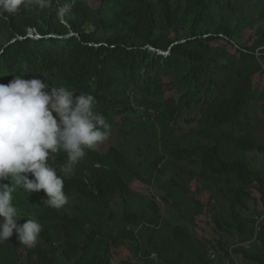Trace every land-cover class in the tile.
<instances>
[{
  "label": "trees",
  "instance_id": "16d2710c",
  "mask_svg": "<svg viewBox=\"0 0 264 264\" xmlns=\"http://www.w3.org/2000/svg\"><path fill=\"white\" fill-rule=\"evenodd\" d=\"M0 48V84L91 94L123 135L64 179L71 205L13 193L18 223L42 231L32 248L14 232L0 264H264V170L250 159L264 156V0H52L0 18ZM141 130L152 138L136 149ZM49 163L59 174L66 154Z\"/></svg>",
  "mask_w": 264,
  "mask_h": 264
},
{
  "label": "clouds",
  "instance_id": "9594fccd",
  "mask_svg": "<svg viewBox=\"0 0 264 264\" xmlns=\"http://www.w3.org/2000/svg\"><path fill=\"white\" fill-rule=\"evenodd\" d=\"M51 3L0 0V18L8 19L33 6L46 8ZM95 105L91 94L75 95L74 90L50 86L36 77L15 75L7 85L0 84V243L9 241L14 232L27 248L39 241L42 225L38 220L27 218L18 223L26 216L13 204L17 189L28 196L43 190L45 204L57 210L68 203L64 179L87 151L95 150L110 134V125L94 110ZM59 152L66 154V163L58 174L49 160Z\"/></svg>",
  "mask_w": 264,
  "mask_h": 264
},
{
  "label": "rangeland",
  "instance_id": "374dc122",
  "mask_svg": "<svg viewBox=\"0 0 264 264\" xmlns=\"http://www.w3.org/2000/svg\"><path fill=\"white\" fill-rule=\"evenodd\" d=\"M98 6H100V4ZM69 9H70V6H67L66 9L63 10V13L66 14ZM28 37L33 38V39H39L40 36L38 34H36L35 32L31 31L29 33ZM122 138H123V135L121 134L120 129L119 128H114V130L110 132L108 139L103 144L100 145L102 152H106L110 148L111 145L116 144L118 142L120 143ZM151 138L152 137L149 134V132L145 131L142 134V130H141L140 131L139 142H138V144H137V146L135 148L137 149L138 146H140L141 148H144L143 144H145V147H146ZM135 141H136V138H135ZM131 143H133V140H132ZM134 154H136L135 150H134ZM150 155H151V153H149V155L147 157H145L144 159L140 158L138 160V162H140V161L144 162L146 159L149 160L150 159ZM250 159H251V161L253 160L252 162L256 165V168H258L259 170H264V156L254 155V156L250 157ZM193 168L196 169L195 166H193ZM170 177H172V172L170 170H168L165 176H163L162 178H159L158 182H155V186L156 187L150 186L151 187L150 193L152 195H161L162 193L160 191V187ZM140 190L144 191L142 188H140ZM140 194H143V193H140ZM72 202H73V200L70 199V201L65 206H63L62 208H65V207L71 205ZM221 202L223 204V209L228 207V204H227V201H226L225 198L222 197V201ZM137 206L138 205H136L135 207H137ZM161 209H162V217L165 220L169 221L171 224H174V225L177 224V220H176L177 215L172 209H170L169 207H163V206H162ZM248 244H250V243H248Z\"/></svg>",
  "mask_w": 264,
  "mask_h": 264
},
{
  "label": "water",
  "instance_id": "95a60500",
  "mask_svg": "<svg viewBox=\"0 0 264 264\" xmlns=\"http://www.w3.org/2000/svg\"><path fill=\"white\" fill-rule=\"evenodd\" d=\"M31 37H32V36H31ZM182 41H183V40H182ZM151 50H152V49H151ZM158 53H159V54H160V53H163V54L166 55V54H168V51L163 52L162 50H159Z\"/></svg>",
  "mask_w": 264,
  "mask_h": 264
},
{
  "label": "built area",
  "instance_id": "2783aa9c",
  "mask_svg": "<svg viewBox=\"0 0 264 264\" xmlns=\"http://www.w3.org/2000/svg\"><path fill=\"white\" fill-rule=\"evenodd\" d=\"M213 258H216V256L214 255Z\"/></svg>",
  "mask_w": 264,
  "mask_h": 264
},
{
  "label": "bare ground",
  "instance_id": "6f19581e",
  "mask_svg": "<svg viewBox=\"0 0 264 264\" xmlns=\"http://www.w3.org/2000/svg\"><path fill=\"white\" fill-rule=\"evenodd\" d=\"M163 54V53H162Z\"/></svg>",
  "mask_w": 264,
  "mask_h": 264
}]
</instances>
